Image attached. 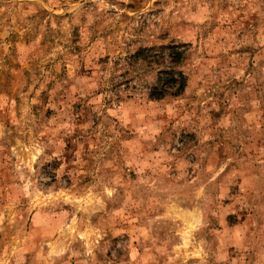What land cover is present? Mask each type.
Segmentation results:
<instances>
[{"label": "rangeland", "instance_id": "obj_1", "mask_svg": "<svg viewBox=\"0 0 264 264\" xmlns=\"http://www.w3.org/2000/svg\"><path fill=\"white\" fill-rule=\"evenodd\" d=\"M0 264H264V0H0Z\"/></svg>", "mask_w": 264, "mask_h": 264}, {"label": "trees", "instance_id": "obj_2", "mask_svg": "<svg viewBox=\"0 0 264 264\" xmlns=\"http://www.w3.org/2000/svg\"><path fill=\"white\" fill-rule=\"evenodd\" d=\"M186 45L170 42L143 47L131 55L132 59L142 60L157 67L155 82L149 88L150 98L162 99L166 96H177L184 91L187 77L180 65L186 58Z\"/></svg>", "mask_w": 264, "mask_h": 264}]
</instances>
